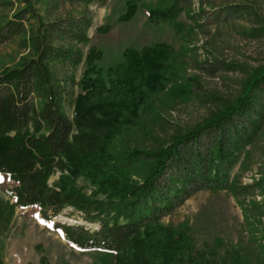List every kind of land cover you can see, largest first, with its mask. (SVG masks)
Returning <instances> with one entry per match:
<instances>
[{
	"label": "trees",
	"instance_id": "16d2710c",
	"mask_svg": "<svg viewBox=\"0 0 264 264\" xmlns=\"http://www.w3.org/2000/svg\"><path fill=\"white\" fill-rule=\"evenodd\" d=\"M103 2L0 0V45L16 40L26 51L18 67L0 73V174L12 183L3 189L6 199L0 198V237L15 207L34 208L43 222L53 221L69 207L95 225L51 222L61 240L78 250L115 254L114 264H177L179 255L190 252L188 240L159 224L162 218L199 190L244 198L259 185H242L229 178V171L264 124V66L254 71L235 101L213 110L201 125L166 139L164 132L146 135L144 142L156 144L149 151L129 146L115 152V136L134 125L139 106L164 87L173 53L163 44L139 52L128 49L123 62L104 76L88 63L75 81L72 70L81 62L80 47L88 41L91 26L87 7ZM178 2L172 0L150 16L172 20L183 12ZM60 3L80 5L83 12L53 17ZM131 11L128 4L122 19ZM251 32L252 38L264 35V27ZM222 69L232 72L234 66ZM63 106L72 107L71 118ZM39 130L43 134H36ZM140 164L146 174L136 182L131 180L132 169ZM55 170L60 175L48 184ZM78 179L94 184L102 199L84 195L76 186ZM260 250L261 240L251 256L239 245L226 246L220 262L196 256L190 263L202 259L204 264H251L254 257L264 264Z\"/></svg>",
	"mask_w": 264,
	"mask_h": 264
},
{
	"label": "rangeland",
	"instance_id": "374dc122",
	"mask_svg": "<svg viewBox=\"0 0 264 264\" xmlns=\"http://www.w3.org/2000/svg\"><path fill=\"white\" fill-rule=\"evenodd\" d=\"M171 3L172 0H104L101 6L87 7L91 26L86 32L88 41L80 47L81 62L72 70L75 81L88 63L104 76L107 69L123 62V52L128 49L139 52L144 47L163 44L173 53L167 61L164 87L139 106L135 124L115 136L111 143L115 152L129 146L149 151L156 144L144 142L146 135L161 136L159 132H164L166 139L176 131L201 125L213 110L235 101L254 71L264 66V35H250L264 27V0H179L177 5L183 6V12L172 20L150 16V11L166 9ZM128 4L132 6L131 14L122 19ZM82 12L80 5L60 3L53 17L79 16ZM25 53L16 40L0 45V73L18 67ZM94 53L99 57L92 59ZM226 64H232L234 71H224L222 66ZM190 83L198 91H193ZM213 97L218 101L212 102ZM62 110L72 117V107L63 106ZM28 131H32L30 126ZM145 170L144 164L135 165L131 180L139 182ZM59 175L53 171L47 183L52 184ZM230 177L242 185L255 181L259 185L244 198L222 190H199L160 220L159 224L188 240V257L179 255L177 264H193L190 258L196 256L215 259L217 263L225 247L235 245L251 256L258 241L264 242V124L230 169ZM75 183L84 195L102 199L94 184L81 179ZM11 185L0 174V198L6 199L3 189ZM51 222L95 226L82 221L81 213L69 207L48 222H43L34 208L15 207L8 229L0 237V264H114L115 254L78 250L67 244L51 228ZM259 253L264 255L262 250ZM251 258V264H260ZM203 260L198 264H204Z\"/></svg>",
	"mask_w": 264,
	"mask_h": 264
}]
</instances>
